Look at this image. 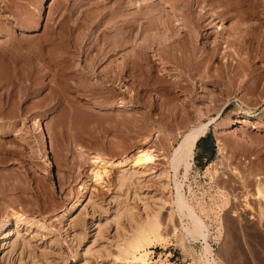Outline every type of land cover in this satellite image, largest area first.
Listing matches in <instances>:
<instances>
[{
	"label": "rangeland",
	"instance_id": "1",
	"mask_svg": "<svg viewBox=\"0 0 264 264\" xmlns=\"http://www.w3.org/2000/svg\"><path fill=\"white\" fill-rule=\"evenodd\" d=\"M191 1L0 0V264H133L123 251L147 217L167 237L147 248L148 264H205L204 241L189 239L191 221L175 205L171 156L189 129L214 118L213 144L196 146L187 175L178 170L183 196L217 264H264V39L224 45L194 70L153 52L128 66L132 49L118 48L121 20L187 24ZM199 1L211 16L202 34L212 35L199 48L230 31L231 16L264 23V0ZM145 150L156 160L136 166ZM93 156L131 159L97 181Z\"/></svg>",
	"mask_w": 264,
	"mask_h": 264
},
{
	"label": "bare ground",
	"instance_id": "2",
	"mask_svg": "<svg viewBox=\"0 0 264 264\" xmlns=\"http://www.w3.org/2000/svg\"><path fill=\"white\" fill-rule=\"evenodd\" d=\"M201 2L202 1H199V0H192L190 2L191 5L188 8V15L191 17V20H189V23L187 24H181V23H178L179 22L178 21L175 27H171L172 24L169 23L168 19L162 20V22L159 23L158 27L156 26L153 27L152 19L150 17H146L143 15H140V17L135 16L136 18H132V19H129V18L127 19L126 17V19L123 20V22L121 20L123 24L120 22L121 26H120L119 32H120V36L121 35L122 36H121V39H120V36L118 38V40L119 39L121 40L119 42L118 48L121 47L124 49L125 48L128 49V47H130L132 49L131 52H128L126 55L124 54L125 63L129 66V64L131 65V63L135 64L137 60L139 59L148 60L149 54L153 52L156 54V56L160 57L161 61L163 60L164 64H165V61L173 59L175 61H178L181 64L180 66H183L185 64L188 67V64L186 63L189 62L192 64L191 66L192 70H194V69H198L199 65L203 62H207L212 59L218 60L219 58H221L223 54L222 49L224 45H225L226 50L233 46H237L239 48H242L244 46L249 47L251 44L256 43V42L259 43L261 42L262 39H264V23L259 22V24L257 25H253V24L249 26L245 25L243 23L248 17H246L247 16L246 14L241 13L242 15L237 14L229 18V19L235 18L237 22V24L230 31H227L224 28L220 29L219 32L217 31L218 32L217 38L219 39L213 42V47L212 48L210 47L211 49L210 48L208 49L206 47L199 48L198 42H199L200 36H204V39L206 40H209V38H211L212 36L210 33H206L205 35L202 34V32H204L202 31V29L207 28V26L209 25L205 21H207L208 17H211V16H209L207 12L203 13V11H198V7H200ZM162 14L163 13H161V15ZM146 15H149V14H146ZM248 15H251V14H248ZM252 16L255 18L257 17L258 19H261L259 14L252 15ZM140 19L144 21L141 22ZM204 22L207 23L208 25L204 26L203 25ZM183 34L184 36L186 35L187 42H186V39H183L184 38ZM177 36H182V38H179L176 40L175 37L177 38ZM172 38H174V40H172ZM131 67L128 68V72H130ZM124 81L125 80H122V82ZM121 104L122 105L119 107H124L126 105L124 101ZM216 121L217 119L214 118L210 120L209 122L201 124L200 126L189 129L182 136L178 147L175 149V152L171 156L172 165L175 171V176L173 175L174 184L177 190V200L175 202V205L177 206L179 213H181L182 216L189 218V221H191V223L185 228V232L188 235L189 239H193L194 241L200 239L204 241L205 247L202 252L201 259L204 260L203 262H205V264H217V263L215 262V259L213 258L214 253L212 252V248L208 241L209 235L206 229L205 222L196 214L194 209L187 203L186 199L183 196L182 185L178 181V172H179L178 170L181 166H184L185 171H186L185 174L187 175L189 173L192 163H193L191 161H194L193 155H194L197 142L199 141V139H201L202 137L206 135L209 127L212 124L216 123ZM244 122L245 121L243 120V123ZM217 151H218V154H222L224 151L223 143L219 138L217 139ZM153 154L154 153H151L148 150L140 151L137 154V156L135 155L136 156L134 158L135 165L143 167L150 163H153L156 160V156H154ZM93 159L94 160L92 161L94 165L96 166V169L97 168L100 169L101 167V170L97 169L98 171L96 172H95L96 169H94V175L98 181L100 179H103L104 176L109 175V169L120 167L126 164L128 161H130L131 158L129 159L127 158L126 160L119 162V163H113L111 162V160L110 161L104 160V158L101 159L100 156L98 157L93 156ZM215 165H216V161H213L209 164L207 168V172H210L209 175H211L212 172L214 171ZM165 176L166 177H165V182L163 186L164 189L168 188V186L170 185L169 174L165 173ZM127 179L128 177H125V175H122L119 178L118 185H117L118 190L121 189L122 187L124 188V184ZM256 194L258 198H260L264 203V180L263 179L259 180ZM146 219H148V220H145V222L147 221L146 223L147 225L143 226L144 225L143 224L139 230L137 229L134 231L135 234L133 235H136V236L134 237V239H133V236L131 237L132 241L130 239V244L129 246H127L128 248L126 249L125 247L124 249H126V251H123V253L126 252L124 257L127 256L128 258V255H129V257L131 256L133 258V264L134 262L135 264H148L149 252L147 248L157 243H163V244L165 242L167 243V237L162 235V232L160 230L161 227L158 224L159 222L157 221V219H154L151 217L150 218L147 217ZM152 219L156 220L157 222L156 221L153 222ZM148 221H152V222L148 223Z\"/></svg>",
	"mask_w": 264,
	"mask_h": 264
},
{
	"label": "crops",
	"instance_id": "3",
	"mask_svg": "<svg viewBox=\"0 0 264 264\" xmlns=\"http://www.w3.org/2000/svg\"><path fill=\"white\" fill-rule=\"evenodd\" d=\"M208 142H209V138H207L206 135H205L204 137H202L199 140V142H198V144H196V146L199 145V144L202 145L203 148H204V152H206L205 150H206V146L208 145Z\"/></svg>",
	"mask_w": 264,
	"mask_h": 264
},
{
	"label": "trees",
	"instance_id": "4",
	"mask_svg": "<svg viewBox=\"0 0 264 264\" xmlns=\"http://www.w3.org/2000/svg\"><path fill=\"white\" fill-rule=\"evenodd\" d=\"M206 137L209 138V143L213 144L214 140H213V136L211 133H207ZM200 140V139H199ZM199 142V141H198ZM197 142V144H198ZM212 151H214V149L212 148Z\"/></svg>",
	"mask_w": 264,
	"mask_h": 264
}]
</instances>
